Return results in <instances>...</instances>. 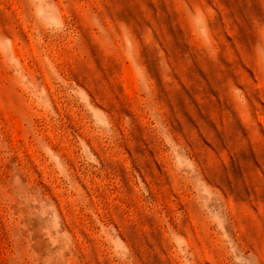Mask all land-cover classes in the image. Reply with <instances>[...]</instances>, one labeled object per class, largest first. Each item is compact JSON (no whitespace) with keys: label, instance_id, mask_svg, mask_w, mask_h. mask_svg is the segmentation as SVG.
I'll use <instances>...</instances> for the list:
<instances>
[{"label":"rangeland","instance_id":"1","mask_svg":"<svg viewBox=\"0 0 264 264\" xmlns=\"http://www.w3.org/2000/svg\"><path fill=\"white\" fill-rule=\"evenodd\" d=\"M0 264H264V0H0Z\"/></svg>","mask_w":264,"mask_h":264}]
</instances>
